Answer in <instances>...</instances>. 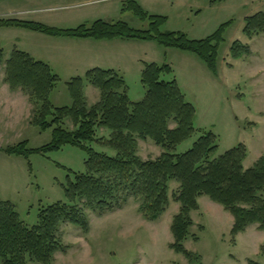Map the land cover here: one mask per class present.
Segmentation results:
<instances>
[{"label":"rangeland","instance_id":"obj_1","mask_svg":"<svg viewBox=\"0 0 264 264\" xmlns=\"http://www.w3.org/2000/svg\"><path fill=\"white\" fill-rule=\"evenodd\" d=\"M135 1L148 14L167 17L162 30L181 31L190 38H203L230 20L218 49L216 72L193 53L166 48L155 41L125 40L119 46L132 56L121 57L122 48L116 42L123 39H81L21 27L0 28V200L13 204L28 225L36 222L41 206L65 200L61 184L67 175L72 177L71 171H84L87 154L69 144L45 155L32 153L23 157L5 152L6 147L22 140L36 148L51 139V129L40 130L29 122L28 96L22 91L14 92L17 89H10L4 80L2 84L4 62L15 48L49 64L57 74L59 80L49 94L56 106L71 104L67 81L82 76L96 65L92 63L120 58L122 70H115L122 74L133 101L145 94L139 70L143 62L167 63L172 74L163 77H174L185 99L193 104L195 128L216 135L217 153L243 143L247 149L245 168L264 156V34L247 38L242 33L243 18L264 10V0H223L213 4L207 0ZM123 3L125 0H0V18L14 17L60 28L89 25L100 18L124 20L134 28H145L148 21L140 20L130 10H121ZM236 39L249 45V55L229 57L228 47ZM84 92L88 106L99 97L98 89L90 84L85 85ZM66 124L71 127L69 121ZM99 130V136H108L109 130ZM198 135L193 133L176 146V151L188 149ZM91 146L113 153L96 143ZM161 151L151 139L138 140L137 154L142 160L154 159ZM176 187V182H170L169 204L154 221L145 219L130 197L120 208L100 213L86 210V232L74 224L61 223L58 235L65 248L54 253L51 264H250V260L264 264V230L258 229L256 223L250 224L232 241L229 232L233 216L206 195L198 198V209L191 211L193 224L184 241V247L200 259L189 261L173 251L169 247L173 241L170 224L179 204L171 193Z\"/></svg>","mask_w":264,"mask_h":264},{"label":"trees","instance_id":"obj_2","mask_svg":"<svg viewBox=\"0 0 264 264\" xmlns=\"http://www.w3.org/2000/svg\"><path fill=\"white\" fill-rule=\"evenodd\" d=\"M213 4L223 0H207ZM121 10H130L145 28L130 26L124 20L95 19L89 25L60 28L19 18H0L1 27H21L51 36L94 40L155 41L163 47L193 53L215 73L217 55L224 32L231 23L225 21L203 38H190L184 32L162 30L167 17L148 14L135 0H125ZM242 33L247 38L264 34V10L243 18ZM229 57L239 59L250 54L249 45L233 40ZM3 50L0 47V65ZM169 64L143 62L140 81L144 97L133 101L127 93L125 80L112 68L92 67L67 81L70 105L56 106L49 94L59 77L49 64L34 59L27 52L14 49L4 62L3 80L12 90L20 89L31 103L29 122L40 130L51 129L48 143L36 148L22 140L5 148L9 155L28 157L32 153L47 154L69 144L84 150V171H71L61 184L64 201H55L38 209L37 220L28 225L13 204L0 200V264H51L54 253L65 248L58 230L68 222L87 231L86 210L103 212L122 207L133 198L137 210L154 221L166 210L170 182L177 187L171 198L179 204L173 215L169 247L189 261L199 255L187 250L184 241L193 224L191 211L198 209V198L208 196L233 216L230 235L244 231L250 224L264 230V156L250 167L243 161L247 149L238 143L217 153V138L210 130L195 128V108L188 102ZM90 84L99 91L98 99L87 105L84 87ZM69 121L71 127L67 126ZM99 129L109 130L108 136L98 135ZM198 132L192 145L181 152L176 146ZM151 139L161 148L154 159L142 160L137 154L138 140ZM91 143L113 151L95 150ZM197 239L196 236H193ZM250 264H259L250 260Z\"/></svg>","mask_w":264,"mask_h":264},{"label":"crops","instance_id":"obj_3","mask_svg":"<svg viewBox=\"0 0 264 264\" xmlns=\"http://www.w3.org/2000/svg\"><path fill=\"white\" fill-rule=\"evenodd\" d=\"M111 41H114V40H111ZM124 41L125 40H118V42H116L118 44L117 46H119V43H121V44L124 43ZM119 47L122 48L121 46H119ZM128 52L129 51L126 48H122V52H121L120 56L121 57H125L126 56L125 54H129L130 55V52L129 53ZM130 56H132V54ZM120 60H121L120 58H116L114 56L112 58V61L95 62V63H92V64H96L93 67L112 68V69H117L120 72L122 70L121 63H120L121 61ZM134 60H135V57H133V61ZM133 61H131V62H133ZM89 68H92V67H89ZM141 69H142V67H141ZM141 69L139 68V70H141ZM1 81H2V84H3L4 83L3 76H2ZM16 91H20V93H21V90H19V89L15 90L14 92H16ZM9 96H10V94H9ZM199 199H200V197H199Z\"/></svg>","mask_w":264,"mask_h":264}]
</instances>
